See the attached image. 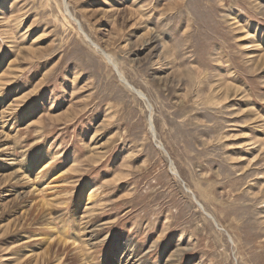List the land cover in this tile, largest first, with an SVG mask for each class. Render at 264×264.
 I'll list each match as a JSON object with an SVG mask.
<instances>
[{
	"label": "rangeland",
	"instance_id": "1",
	"mask_svg": "<svg viewBox=\"0 0 264 264\" xmlns=\"http://www.w3.org/2000/svg\"><path fill=\"white\" fill-rule=\"evenodd\" d=\"M0 264H264V0H0Z\"/></svg>",
	"mask_w": 264,
	"mask_h": 264
}]
</instances>
